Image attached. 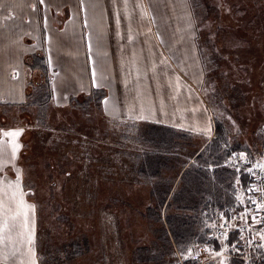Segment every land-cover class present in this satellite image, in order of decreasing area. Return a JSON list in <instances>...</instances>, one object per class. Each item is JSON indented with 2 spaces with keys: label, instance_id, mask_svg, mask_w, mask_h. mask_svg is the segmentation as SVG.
<instances>
[{
  "label": "rangeland",
  "instance_id": "obj_1",
  "mask_svg": "<svg viewBox=\"0 0 264 264\" xmlns=\"http://www.w3.org/2000/svg\"><path fill=\"white\" fill-rule=\"evenodd\" d=\"M167 7L158 16L169 26L162 30L169 32L172 43L163 47L173 52L177 70L201 92L215 129L223 130L228 142L242 145L253 156L240 150L248 159H262L264 164V0H183V6L182 0H172L171 6H163ZM189 19L191 27L183 24ZM28 39L29 44L14 53L6 51L0 59V66L13 65L12 79L25 81L23 102L6 103L0 95V199L15 211L8 197L19 185L17 195L20 198L19 191L23 192L27 213V227L19 217L0 242V264H164L177 257L180 261L172 225L165 218L173 201L166 204L159 194V177L169 175L170 164L165 168L152 159L146 168L143 157L134 154L140 145L133 139L146 125L107 116L101 107L104 89L75 91L72 71L83 70L79 57L72 58L78 44L64 45L63 75L57 76L44 51L50 48L52 57L58 56L62 43L34 44ZM159 61L153 56V65ZM54 75L62 91L59 96ZM71 88L74 91L64 99L63 93ZM170 128L192 137L189 131ZM145 133L144 137H156L153 130ZM154 134L158 139L164 135ZM168 140L185 139L169 135ZM196 141L195 149L211 146V140ZM179 146L167 145L161 153L179 156ZM194 152L183 154L177 167L205 168L204 161L196 160L198 150ZM93 153H101V158ZM240 162L251 169V164ZM137 180L143 183L135 184ZM144 182L152 183V197ZM176 201L185 203L187 196L179 195ZM103 204L116 215L101 211ZM228 246L220 243L219 258L244 263Z\"/></svg>",
  "mask_w": 264,
  "mask_h": 264
},
{
  "label": "crops",
  "instance_id": "obj_2",
  "mask_svg": "<svg viewBox=\"0 0 264 264\" xmlns=\"http://www.w3.org/2000/svg\"><path fill=\"white\" fill-rule=\"evenodd\" d=\"M165 5L171 6L172 0H0V59L6 51L14 53L23 44H29L28 38H32L34 44L62 43L58 56L52 57L50 48L44 51L49 65L57 68L55 75L58 76L63 75L64 45L78 44L79 50L72 53V58L79 57L83 70L72 71L71 82L77 85L75 91L90 93L104 89L106 94L101 107L107 116L124 122L174 127L189 131L195 141L203 138L207 142L215 134L211 110L199 89L187 82L182 70H177L173 52L164 48L171 42L169 32L162 30L169 26L161 23L158 16V12L169 10L163 8ZM183 24L191 27L190 19ZM171 36L173 38V33ZM153 56L161 61L153 65ZM6 65L0 66V95L6 103H21L25 81L20 77L12 79L14 67ZM198 67L197 75L201 64L198 63ZM55 75L54 91L59 96L62 93ZM17 81L21 86L14 83ZM10 86L12 89L8 90ZM72 91L73 88L64 92V99ZM197 144L199 146V142ZM234 176L233 196L242 203V182L237 174ZM242 204L229 217L232 229L244 222L242 208L246 204ZM229 234L240 236L237 230ZM226 241L234 248L232 238ZM213 249L205 254H201L202 249L196 250L193 255L188 251L180 256L179 263L164 264H235L233 259L219 258V247ZM243 261L238 263L249 264Z\"/></svg>",
  "mask_w": 264,
  "mask_h": 264
},
{
  "label": "trees",
  "instance_id": "obj_3",
  "mask_svg": "<svg viewBox=\"0 0 264 264\" xmlns=\"http://www.w3.org/2000/svg\"><path fill=\"white\" fill-rule=\"evenodd\" d=\"M138 124H144L146 126L144 128L137 127L139 130L137 134L138 136H136L133 140L138 145H140L138 146L140 148H138L137 151H134V154L143 157V164L146 168L149 166L148 164L151 163L152 159L159 161L165 168H168L167 165L170 164L169 169L166 170V174L169 175L167 177H159L160 179L158 182L159 186L161 187L159 194L161 200H165L166 198V204L170 199L173 201V203H171V209L169 210V213L165 215V218L169 221V224L172 225V242L176 245L177 251L181 253L180 256H184L188 251L193 254L197 252L196 249H198L200 246L207 244L217 249L220 247V243L227 244L226 240H228V238L229 240L232 238V242L235 244L234 248H231V244H229L230 246H228V248H230V250H234V252L238 255L244 256L240 245V236L236 235L232 237L229 232V236L227 234L222 239L218 240L214 238L215 231L218 228L217 225H219L220 222H226L229 220V217L240 209L239 205L242 203L247 204L252 197L251 192L248 191L247 188L249 187L247 178L248 181L250 178L247 176L244 168H237L233 159L234 154L237 151L242 150V145L228 142L223 130L215 129V134L210 141L211 146H209L207 150H199L198 154L196 155V160L201 159V164L202 161H204L203 164L205 165V168L200 169V165H188V167L182 166L179 169L177 166L179 165L178 163L180 161V157H182L183 154L192 155L195 153L194 151L199 149V147H197L198 149H195V146H198L197 142L193 140L192 137L186 136L185 134L167 126L153 123ZM147 130L148 133H145ZM151 130H153V136L155 135L156 137L152 138L150 135L148 137L143 136V133L149 134ZM158 131L164 134L162 138H159L160 140L157 138L158 136L154 134V132ZM166 134H168V136L175 135L178 138H184L185 140L182 141V143L171 142L168 140V136L165 137ZM167 145H180L178 148L182 151L179 156L176 155L168 158L167 154H162L161 152L164 151L163 149H165V146ZM192 150L193 153L189 152ZM92 155L97 158H101V153H93ZM251 157L253 156L251 155ZM257 160L263 162L262 159L256 158H254L252 161L255 162ZM154 171L156 172L157 170L154 169ZM234 171L236 173H234ZM234 174H237L240 178V181L242 182L240 184L243 188L241 193L243 196L242 203L241 201L240 203L238 200L236 201L233 196L235 189V184L233 182L235 178ZM94 179L96 182H98L97 175L94 177ZM134 183L139 184L143 183V181L137 180ZM144 183L150 185L149 187L151 188L150 192L152 197V183ZM106 189H109L107 185ZM244 192H247V194H244ZM179 195L187 196V202L177 204L176 199L179 197ZM184 199L185 198L183 197V201ZM157 206H160V204L157 203ZM108 207L109 206L103 204L101 206V211H106V214L113 213L116 215V213L110 212V208L107 209ZM237 215H239V212ZM80 237L83 239L82 234H80ZM216 240L220 242L219 245ZM171 253L174 252L172 251ZM98 254H100L102 257L105 256V254H101V252ZM254 257L260 258L257 261H255V258H251L246 261L249 264H254L259 262V260H262V258L264 260V252H261V254L256 253L254 254ZM183 261L186 262L184 259ZM170 262L179 263V259L178 257L175 259L169 258L166 263ZM77 264L79 263L77 262ZM100 264H104V262Z\"/></svg>",
  "mask_w": 264,
  "mask_h": 264
},
{
  "label": "built area",
  "instance_id": "obj_4",
  "mask_svg": "<svg viewBox=\"0 0 264 264\" xmlns=\"http://www.w3.org/2000/svg\"><path fill=\"white\" fill-rule=\"evenodd\" d=\"M251 190L253 195L249 201L247 207L244 209V219L241 224L234 227L240 233L241 248L246 259H251L254 254L264 252V239L260 238V234L264 233V208L258 209L256 204L252 201H256L258 204H264V170L261 169L259 163H255L251 167ZM256 217L257 222H253L252 217ZM231 225L224 222L220 227L217 228L215 236L221 239L227 234L228 229ZM203 250H209V247L203 248ZM262 260L254 264H263Z\"/></svg>",
  "mask_w": 264,
  "mask_h": 264
},
{
  "label": "snow or ice",
  "instance_id": "obj_5",
  "mask_svg": "<svg viewBox=\"0 0 264 264\" xmlns=\"http://www.w3.org/2000/svg\"><path fill=\"white\" fill-rule=\"evenodd\" d=\"M42 2V0H41ZM16 146H13V153L16 152ZM243 155V154H242ZM261 169L264 170V165H260ZM251 171V170H249ZM11 188L12 186L9 185ZM17 191L19 190V185L16 186ZM251 190V189H250ZM3 190L0 189V192ZM17 191H12L11 195L8 197L9 201L11 203L15 204V211L12 210V208L9 205H6L3 199H0V242H2L5 239V233L11 231L12 225L17 221V219L21 216H23V225L22 227H27V213L23 211L24 202L22 199L23 192L19 191V197L17 195ZM251 199V198H250ZM252 203L256 204V207L258 209L264 208V204H258L256 201H252ZM253 222L256 221V217H252ZM21 242L23 241V233L19 234ZM260 238L264 239V233L260 234ZM10 239V237H9ZM15 242L13 241V244ZM28 243H31V237L28 239Z\"/></svg>",
  "mask_w": 264,
  "mask_h": 264
}]
</instances>
